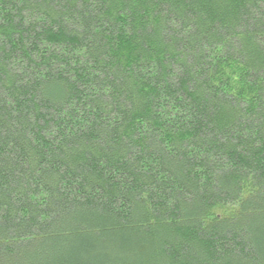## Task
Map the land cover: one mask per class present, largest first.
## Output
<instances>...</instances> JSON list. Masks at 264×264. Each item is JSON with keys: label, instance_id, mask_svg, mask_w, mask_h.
<instances>
[{"label": "trees", "instance_id": "trees-1", "mask_svg": "<svg viewBox=\"0 0 264 264\" xmlns=\"http://www.w3.org/2000/svg\"><path fill=\"white\" fill-rule=\"evenodd\" d=\"M0 264H264V0H0Z\"/></svg>", "mask_w": 264, "mask_h": 264}]
</instances>
